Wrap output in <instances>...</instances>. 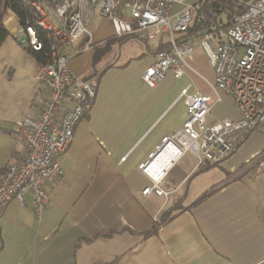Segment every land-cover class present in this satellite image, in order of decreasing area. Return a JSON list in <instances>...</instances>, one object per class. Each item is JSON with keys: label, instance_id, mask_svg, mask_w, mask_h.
I'll return each instance as SVG.
<instances>
[{"label": "crops", "instance_id": "obj_1", "mask_svg": "<svg viewBox=\"0 0 264 264\" xmlns=\"http://www.w3.org/2000/svg\"><path fill=\"white\" fill-rule=\"evenodd\" d=\"M110 40L92 48L93 55L68 58L70 71L83 79L104 69L96 97L59 159L62 174L41 218L33 217L29 195L24 205L12 202L1 216L0 264H264V126L215 166L199 165L191 154L176 159L168 151L158 154L150 170L160 174L168 195H143L152 182L138 166L180 128L186 113L182 90L211 96L209 123L239 116L226 93L212 89L213 71L196 68L205 56L200 47L180 79L168 72L149 88L141 75L165 41L142 43L139 55L119 65L109 62L93 74L95 51L105 46L109 53ZM33 87L34 76L33 96L20 119L38 114ZM14 125L0 123V176L25 156L12 137ZM174 206L172 217L145 237L153 218Z\"/></svg>", "mask_w": 264, "mask_h": 264}, {"label": "built area", "instance_id": "obj_2", "mask_svg": "<svg viewBox=\"0 0 264 264\" xmlns=\"http://www.w3.org/2000/svg\"><path fill=\"white\" fill-rule=\"evenodd\" d=\"M185 0H26L34 19L19 25L12 15V32L3 27L22 45L41 52L47 44L46 60L37 64L34 93L38 114L15 122L12 137L25 149L24 159L9 163L0 176V218L12 202L24 205L31 197L30 211L37 220L49 202L51 188L59 180L60 157L73 139L78 122L89 112L96 97V77L83 79L67 66V48L77 53L101 46L94 44L90 31L95 16L108 20L114 39H134L166 48L156 51L152 63L141 75L142 82L154 88L170 72L178 80L182 67L200 47L213 69L212 89H219L230 98L238 119L208 122L209 95L188 94L180 97L186 107L180 128L161 140L148 161L138 170L149 175L152 184L143 195L167 196L160 186V174L151 172L155 157L168 151L172 159L184 154L194 156L199 165L220 164L231 156L247 135L264 126V0H236L243 7L228 25L211 22L186 41L177 36L187 32L195 15L193 6L171 14L175 4ZM166 39L163 40V36ZM23 37L25 39H23ZM158 217L153 220L158 221Z\"/></svg>", "mask_w": 264, "mask_h": 264}, {"label": "rangeland", "instance_id": "obj_3", "mask_svg": "<svg viewBox=\"0 0 264 264\" xmlns=\"http://www.w3.org/2000/svg\"><path fill=\"white\" fill-rule=\"evenodd\" d=\"M188 6L191 5L185 2L175 4L171 8V14H176ZM13 21L14 17L11 15L5 21V26H8L12 32L15 31V28L12 26ZM90 31L95 45L100 43V41L113 38V29L110 22L97 16L94 17L91 23ZM165 39L166 36L164 35L163 40ZM123 40H110L111 51L97 63L93 74L97 73L98 70L109 62L119 65L140 54L142 51L141 42ZM25 48L24 45L19 44L18 40L10 34H7L0 41V123H3V121L17 122L16 119L22 115L27 98L33 96L32 83L37 66ZM91 50L88 51L93 55L94 52ZM65 51L67 58L74 56L72 58L74 59L84 55L83 53L74 55L76 51L73 48H67ZM196 68L202 73L207 72L209 74L213 71L206 56L203 57L202 62H199ZM93 77H96V75Z\"/></svg>", "mask_w": 264, "mask_h": 264}, {"label": "trees", "instance_id": "obj_4", "mask_svg": "<svg viewBox=\"0 0 264 264\" xmlns=\"http://www.w3.org/2000/svg\"><path fill=\"white\" fill-rule=\"evenodd\" d=\"M195 9L194 18L186 33L177 36V41H186L194 36L197 32L204 30L211 22L219 21L218 25L226 26L231 21L235 14L242 12L243 7L238 5L236 0H202L201 2L193 5ZM11 10L15 15L17 22L21 26H25L27 23H31L34 19V13L29 8L26 0H0V41L9 34L3 27V22L7 18L6 11ZM122 40V39H119ZM134 40L124 39L123 41ZM137 41V40H135ZM140 42V41H138ZM146 44L145 42H141ZM166 48V44L160 46L156 51ZM36 64L42 63L46 60L47 44H45L44 50L41 52H34L29 48H25ZM109 47H100L95 51L94 63H98L101 58L107 54ZM155 51V53H156ZM104 69L96 74L97 80L102 76ZM215 166V165H211ZM178 209V206H174L167 211L163 212L158 221L154 222L151 229L144 234L145 237L154 235L157 233L159 227L166 223ZM114 264V263H113Z\"/></svg>", "mask_w": 264, "mask_h": 264}, {"label": "water", "instance_id": "obj_5", "mask_svg": "<svg viewBox=\"0 0 264 264\" xmlns=\"http://www.w3.org/2000/svg\"><path fill=\"white\" fill-rule=\"evenodd\" d=\"M23 39H25V38L23 37ZM18 43H19V44H21V42H20V41H18Z\"/></svg>", "mask_w": 264, "mask_h": 264}]
</instances>
